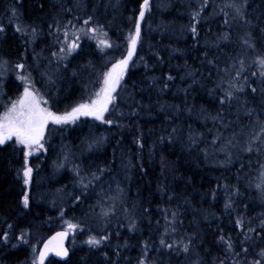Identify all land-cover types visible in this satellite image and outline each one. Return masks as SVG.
Returning <instances> with one entry per match:
<instances>
[{
	"label": "snow or ice",
	"instance_id": "obj_1",
	"mask_svg": "<svg viewBox=\"0 0 264 264\" xmlns=\"http://www.w3.org/2000/svg\"><path fill=\"white\" fill-rule=\"evenodd\" d=\"M168 6L166 3L156 5L157 8ZM208 6L209 0H200L199 7L189 14L190 23L186 31L193 41L192 47L200 46L204 49L201 64L210 66L207 79L213 85L208 88V94L220 106L215 115L201 109L204 119H211L214 124L218 123L220 126L212 139L213 155L215 152L224 154V159L217 161L221 167L232 165L234 158L241 161L236 172V183L217 182L216 188L208 193L211 201L215 202L219 192H223L225 198L221 216L229 218L230 228L225 231L221 224H217L212 237L214 244L206 246L207 234H201V220L208 222L211 227L209 217L215 221H219L220 217L214 212L203 210L199 218L194 216L186 227L181 206L177 204L175 207L158 206L155 210V235L144 237L143 222H146L149 229L153 224L151 207L134 203L129 208L119 182L115 195H107L102 184L100 190L96 191L97 183L111 173L112 168L109 165L97 166L94 171L85 175L82 174L80 165L74 164L73 183L79 185V191L71 196V210L75 211L88 204L90 197H94L96 203L88 204L83 222H67V230L57 232L44 241L42 249L32 246V264H45L50 252L57 257L68 258L69 249L64 246V241L70 232L74 234L77 230H87V239L83 240L82 244L87 246L90 253L98 252L103 257V264H264V3L256 5L258 14L250 15L252 0H224L219 12L213 8V13L210 14L213 18L216 15L222 17L220 30L213 33L214 39H206L201 45L198 25L207 21L204 13ZM53 7L56 8L57 14L46 24L47 33L44 32V27L22 26L17 23L15 31L24 38L18 61L9 65L7 60H0V97L7 95L4 89L7 87L10 71L19 82L16 85L19 89L18 95L9 99L0 112V150L14 146L15 150L22 154L23 163L16 170V178L24 188L21 198L24 209H30L32 198L28 189L34 183V172L39 169L38 164L35 168L32 166L30 157L47 151L46 133L48 137L55 132L62 134L68 126L76 125L82 117L107 125L109 129L130 128L131 119L150 106L144 104L142 98L137 99V93H142L145 88L163 93L175 80L170 73L162 72L160 76L154 74L158 67L163 66L164 60L146 37L150 32L157 31L163 35L168 30V25L161 23L153 28L148 19L153 11L152 0H139L137 8L126 16L120 11L122 7L126 8L122 0H105L103 12L100 11L101 0H57ZM8 10L11 12L9 23L19 21L16 4ZM118 15L123 17L127 27L116 25ZM4 32L5 26L0 25V34ZM110 32L116 36L115 40L109 35ZM233 34L236 39H233ZM45 35L51 38L52 47L56 50L50 49V57H45L43 50L36 52L35 48H32L30 63L28 46L35 45ZM83 40L95 42V51L103 61L102 71L97 70L92 60L73 64L84 52L81 44ZM229 45L234 47L225 53V47ZM210 49L225 54L223 66L220 55L213 53L210 56ZM178 51L181 50L172 49L170 57ZM249 56L252 57L250 63L246 60ZM149 57L154 58L155 62H150ZM140 66H143L144 77L136 81L132 79V70ZM84 71L87 72L88 80L81 81ZM197 72L198 69L186 73L193 78L192 83H197ZM213 73L215 79H212ZM37 74L44 91L36 87ZM66 78L80 81L85 94L72 106L59 111L55 106L61 92L60 84ZM90 84L98 87L89 92ZM182 91L187 93V89ZM163 107L161 105V110ZM187 110L191 114V108ZM176 111H179L178 106ZM125 120L129 121L127 125ZM50 125L53 126L51 129ZM189 129L190 145L198 144L202 134L192 132L191 126ZM220 129H231V132L225 136ZM176 132L174 127L167 137H160V142L163 143L165 139L171 142ZM105 140L106 137H96L86 141L87 150L91 151L102 145ZM133 142L138 148H143L141 136H136ZM208 156L209 153L205 150V159H208ZM253 158L257 165L255 177L251 176ZM161 159L163 168V158ZM243 159L248 163L245 164ZM68 160L69 155L66 153L62 161L56 162V168L65 167ZM158 190L167 194L169 203L173 201L175 193L168 194L164 185H160ZM62 192L63 189L57 190L58 194ZM249 197L259 206L254 215L248 214ZM60 198L63 199V196ZM184 203L189 202L185 199ZM117 204L127 220V231L141 233L137 245H131L130 238L125 239L122 244L111 243L113 238L120 237L119 231L110 230L111 221L117 215ZM53 205L55 206V200ZM96 208L100 211L96 212ZM59 212L63 217L65 209L60 207ZM97 220L102 222L98 229L89 226L88 221ZM117 224L119 227L125 226L120 220H117ZM12 228L13 225L8 224V230L0 237L5 243H9ZM17 239L22 243H29L28 233L24 231L20 232ZM133 247L138 249L135 258L128 255Z\"/></svg>",
	"mask_w": 264,
	"mask_h": 264
},
{
	"label": "trees",
	"instance_id": "obj_2",
	"mask_svg": "<svg viewBox=\"0 0 264 264\" xmlns=\"http://www.w3.org/2000/svg\"><path fill=\"white\" fill-rule=\"evenodd\" d=\"M101 0L100 11L103 12V3ZM126 5L120 9L124 15L130 14L131 10L136 9L139 0H122ZM253 8L249 10L250 15H256L259 10L256 5L264 3V0H252ZM57 0H16V6L19 11V17L22 19L23 25H36L44 27V32L47 33L46 24L50 23L52 17L57 14L56 8L53 7ZM153 11L148 17L153 28L156 25L165 23L168 25V30L160 34V32H150L146 39L150 40L154 46V50H158L164 60L162 67H158L155 75L160 76L161 73L171 74L175 77L170 88L163 93L156 89L145 88L142 93H137V99H143V103L150 105L140 111L139 116L131 119V127L118 129L112 127L109 129L107 125L99 124L91 118L82 117L76 125L68 126L61 134L55 132L46 139L45 144L47 153L44 155L45 163L40 165L37 173L34 176V183L29 187V195L32 198L30 201V209H24L21 204V198L24 188L21 182L16 178V170L22 166L23 157L15 147H6L0 150V237L7 231V225H13L10 231L9 243H5L0 239V263L3 264H20L27 261L31 264V256L28 253V245L17 239L21 231L28 233V239L36 238L40 243L49 235L56 231L64 230L67 222L77 223L85 220L84 213L88 210V204H95L96 199L90 197L88 204H84L72 211L71 196L78 193L79 185H74L75 179L72 171L73 165L78 164L82 169V174H87L89 171H94L97 166L103 167L109 165L112 168L111 173L102 178L101 182L97 183L96 191L100 190V184L107 195L116 194V185L119 182L120 187L124 190V196L129 208L135 203L138 205L150 206L153 210V224L149 229L144 223L142 234L144 237L155 235L156 224V209L159 206L175 207L177 204L181 206V212L185 221V226H189L194 216H200V212L207 210L214 212L220 217L219 221L212 220L211 227L208 222L201 220V234H207L206 246H212L213 233L217 224H221L225 231L230 228L229 218L221 216L223 211L224 194L219 192L217 201H211L208 193L211 189L216 188L217 182L236 183V172L240 167V160L234 158V163L228 167H221L217 163L224 159L222 152H215L212 145L213 136L219 124H214L211 119H204L201 109H205L208 113L215 115L219 109V104L208 94V88L213 87L209 82L207 64H201L203 59L204 49L200 46L192 47L193 41L190 39V34L186 31L190 23V13L199 7L200 0H152ZM166 3L167 8H157L156 5ZM224 0H209V6L205 9L204 15L207 17L206 22H201L198 25L200 30V43L203 45L206 39H214L213 33L220 30L222 17L220 15L213 16V8L219 12L223 6ZM43 5V7H41ZM91 6V5H90ZM3 4L0 3V24H5V32L12 31L11 26L6 22L1 14ZM225 11H230L225 9ZM111 18V16H109ZM116 25L119 27H127L122 16H117ZM145 31L147 27L144 26ZM184 30L183 32L181 30ZM211 29V31H209ZM115 31V28L113 29ZM112 39L116 36L109 33ZM233 39L236 35L233 34ZM10 43L2 42L3 53H8L11 56H16L17 60L24 46L22 37L14 43L10 39ZM84 52L73 61V64H83L87 60H92L98 71L103 70V61L99 58V53L95 51V42L89 40L81 41ZM29 62L31 63V50L35 48L36 52L43 50L45 57H50V49L52 47L51 38L45 35L38 40L35 45H29ZM46 47V48H45ZM234 47L229 45L225 47V53ZM45 49V50H44ZM172 49H180L171 55ZM147 51V48L144 49ZM216 53L221 57V66L226 60L224 53H219L215 49H210V56ZM252 57H246L250 63ZM150 62H155L154 58L149 57ZM199 70L196 74L197 83H192V77L186 73L190 70ZM151 74V73H150ZM144 77L143 66L132 70V79L136 81L142 80ZM181 77H184L183 79ZM212 79H215L213 73ZM36 87L44 91V86L40 82V77L36 75ZM81 81L88 80L87 72L81 74ZM18 81L10 79L7 82L6 93L2 97L4 101H8L11 96L16 94ZM147 84V81H145ZM205 86L202 87L201 85ZM61 92L59 93L56 110L63 111L66 107L72 106L78 102L85 94L80 81H73L66 78L61 84ZM98 85H89L88 91L91 92ZM187 89V93L182 91ZM8 99V100H7ZM51 104V100H50ZM163 105V110H161ZM179 111H176V107ZM191 108V114L188 108ZM127 111V109H125ZM231 118V117H230ZM124 123L127 125L128 120ZM189 126L194 133L202 134L199 137V143L190 145ZM53 126L50 125L51 129ZM177 132L173 134L172 141L167 139L163 143L160 142V137H167L172 132L173 128ZM225 136H228L231 129H220ZM136 136H141L143 148L133 142ZM96 137H106L105 142L87 150V143ZM216 147H219V142ZM205 150L209 153L208 159H205ZM69 155V160L63 168H56V162L62 161L65 154ZM57 157V159H56ZM164 167L162 168V159ZM53 159V164L49 161ZM32 166L38 164V159L32 161ZM245 164L248 163L243 159ZM34 163H36L34 165ZM40 164V163H39ZM38 164V165H39ZM126 165L127 167H125ZM253 171L252 177L257 174L255 158L252 160ZM247 170V169H246ZM164 185L168 194L175 193L171 203L167 200V194L161 193L158 188ZM110 186V190H109ZM58 189H63L56 199ZM243 190V189H242ZM51 191V192H50ZM63 199H61V195ZM203 197V198H202ZM60 199V200H59ZM187 199L189 202L185 204ZM55 200V206L53 205ZM150 202V203H149ZM65 209L63 217L60 216L59 208ZM259 210L257 202L249 197L248 214L254 215ZM100 209L96 208V212ZM121 211L117 204V215L112 219L110 230L112 232L119 231L120 237L113 238L111 243L114 245L117 242L123 243L125 239H129L131 245L138 244L140 232L129 233L127 231V220L125 216L120 219ZM124 214V213H123ZM139 215V213H138ZM117 220H120L125 226L119 227ZM163 223V221H161ZM90 227L98 229L101 221H88ZM93 234H95L93 232ZM75 235V241L73 236ZM235 235V233H233ZM87 239V230L80 232L77 230L69 238L70 256L66 262H58L50 260L47 264H103V257L98 252H89L86 245L82 241ZM12 245H16L13 247ZM138 249L133 247L128 255L135 258Z\"/></svg>",
	"mask_w": 264,
	"mask_h": 264
},
{
	"label": "rangeland",
	"instance_id": "obj_3",
	"mask_svg": "<svg viewBox=\"0 0 264 264\" xmlns=\"http://www.w3.org/2000/svg\"><path fill=\"white\" fill-rule=\"evenodd\" d=\"M16 3V0H2V4H3V11L1 12V14H2V16L4 17V18H6V22L11 26V29H12V31H10V32H6V33H3V34H0V40L3 42V43H5V44H8V43H10V39H12V41H14V43H17V41L19 40V39H21L22 38V36H21V34L20 33H17L16 31H15V28H16V25H17V23H19V24H21L22 26H23V24H22V19H21V17H19V21H17V22H13V23H9V17L11 16V12L8 10L9 9V7L10 6H12L13 4H15ZM18 14H19V11H18ZM0 25H3V26H5V24L3 23V24H0ZM1 60H7L8 62H9V65H12V64H15L18 60H17V57L16 56H11L10 54H8V53H3V55H2V59ZM10 79H15V77H14V75H12L11 74V71L9 72V75H8V81L10 80ZM19 83V82H18ZM17 85V84H16ZM5 91H6V89H4ZM17 92H16V94H14V96H11L10 98H8V99H14L17 95H18V92H19V89L17 88V90H16ZM7 99V100H8ZM5 103H7V101H4L3 100V98L2 97H0V112H2L3 111V106H4V104ZM47 153V151L46 152H41V153H37V154H34L32 157H30V161L33 159V158H37V157H39L40 156V161L38 162V164H39V167H40V165H42V164H44L45 163V159H44V155ZM56 159H57V157H56ZM58 160V159H57ZM50 163H54L53 162V159L52 160H50L49 161ZM36 163H34V165H35ZM36 166V165H35ZM37 173V171L36 172H34V176H35V174ZM51 192V191H50ZM61 195V194H60ZM57 196H59V194L58 193H56V199L58 198ZM62 196V195H61ZM60 200V199H59ZM119 218L120 219H123L124 218V214H123V212L121 213V216H119ZM64 230H67V224L64 226V228H63ZM73 235V233H71L70 232V236H72ZM31 240L29 241V243H27V245H28V253L30 254V256H31V264H32V258H33V252H32V246H36L37 248L39 247V243H38V240L36 239V238H33V237H31L30 238ZM13 246V245H12ZM0 264H3V263H0ZM20 264H27V261H25L24 263H20Z\"/></svg>",
	"mask_w": 264,
	"mask_h": 264
},
{
	"label": "water",
	"instance_id": "obj_4",
	"mask_svg": "<svg viewBox=\"0 0 264 264\" xmlns=\"http://www.w3.org/2000/svg\"><path fill=\"white\" fill-rule=\"evenodd\" d=\"M0 2H1V0H0ZM0 50H1V42H0ZM60 231H65V230H60ZM60 231H56V232L52 233L51 235H49L47 238H45V239L42 241V243L40 244V246H39L38 249H42V248H43V242L46 241V240H48L49 238H51V237L54 236L57 232H60ZM69 236H70V235H68V237H67V238L65 239V241H64V246H65L66 248H68ZM68 249H69V248H68ZM69 256H70V252H69ZM68 258H69V257H68ZM68 258L57 257V256H55L54 253H51V252H50V253L48 254V256L46 257V259H45V264H47V262H49L50 260H55V261H58V262H66V261L68 260Z\"/></svg>",
	"mask_w": 264,
	"mask_h": 264
},
{
	"label": "flooded vegetation",
	"instance_id": "obj_5",
	"mask_svg": "<svg viewBox=\"0 0 264 264\" xmlns=\"http://www.w3.org/2000/svg\"><path fill=\"white\" fill-rule=\"evenodd\" d=\"M1 2H2V0H1ZM0 2V3H1ZM3 49H2V42H1V50H0V60L2 59V55H3V51H2ZM35 159H38V162L40 161V156H39V158H33L31 161H34Z\"/></svg>",
	"mask_w": 264,
	"mask_h": 264
},
{
	"label": "bare ground",
	"instance_id": "obj_6",
	"mask_svg": "<svg viewBox=\"0 0 264 264\" xmlns=\"http://www.w3.org/2000/svg\"><path fill=\"white\" fill-rule=\"evenodd\" d=\"M46 48V47H45ZM45 50V49H44ZM47 138V137H46Z\"/></svg>",
	"mask_w": 264,
	"mask_h": 264
}]
</instances>
